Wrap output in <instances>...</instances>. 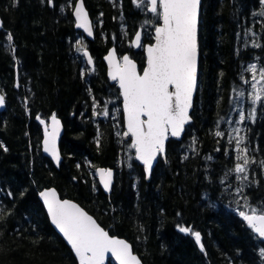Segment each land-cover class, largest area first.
Here are the masks:
<instances>
[{
  "label": "trees",
  "instance_id": "obj_1",
  "mask_svg": "<svg viewBox=\"0 0 264 264\" xmlns=\"http://www.w3.org/2000/svg\"><path fill=\"white\" fill-rule=\"evenodd\" d=\"M75 1L0 0V88L7 101L0 112V264H78L38 197L51 185L130 240L144 264H264V239L239 214L264 209V110L247 123L244 173L235 172L236 142L224 125L243 62L254 51H239L247 28L261 33L264 53V18L255 19L261 0L202 1L193 121L182 140L168 141L149 181L135 150L124 155L121 91L103 56L116 46L143 68L145 51L135 50L132 38L142 28L143 43H151L161 20L133 0H85L96 29L87 41L75 28ZM54 113L65 125L59 169L43 153L37 120ZM99 166L116 168L111 193L99 185ZM181 226L201 234L203 251Z\"/></svg>",
  "mask_w": 264,
  "mask_h": 264
},
{
  "label": "snow or ice",
  "instance_id": "obj_2",
  "mask_svg": "<svg viewBox=\"0 0 264 264\" xmlns=\"http://www.w3.org/2000/svg\"><path fill=\"white\" fill-rule=\"evenodd\" d=\"M51 2L52 0H49V3ZM133 2L137 7L147 4V11L162 21V24L155 27V43L146 48V67L142 74L138 73L137 65L129 56H123L122 63L117 61L115 50L110 51L106 59L111 69L109 72L111 79L118 81L122 90L127 125V132L124 135L132 137L131 148L135 150V158L143 163L146 172L151 173L153 161L158 154L164 152L169 134L172 137H179L184 125L190 120L189 109L192 106L197 82L200 0H133ZM261 3H264V0H261ZM75 17L76 27L83 28L91 36L92 27L82 0L75 6ZM7 38L11 41V34H7ZM133 44L135 47L143 46L140 32L135 34ZM84 54L88 55L87 52ZM87 63L92 64L90 56ZM247 71L252 73V79L255 80L256 65H249ZM259 77L264 81V68L259 70ZM255 87L253 84V88ZM260 100L259 95L254 96V102ZM3 105L4 96L0 95V106ZM107 114L105 111L104 115ZM37 119L45 125L44 151L51 153L59 161L56 139L59 135L60 121L52 114L49 131L48 124L39 116ZM244 119L241 114L240 120ZM216 135L220 136L222 133L217 132ZM242 140L241 137L236 141L237 151L241 153L237 159L243 160L242 164H236V173H244L249 163L247 149L239 147ZM97 172L104 188L109 189L111 170L98 169ZM40 196L47 206L52 223L71 245L79 264H105L106 255L109 253L119 261V264H141L127 242L111 237L78 205L61 200L54 189L43 191ZM239 214L253 232L264 239V209L251 208L250 214L244 211ZM179 231L192 233L196 242L200 244L199 232H192L191 228L183 226L179 227ZM200 247L203 251L202 244ZM260 252L264 256V249Z\"/></svg>",
  "mask_w": 264,
  "mask_h": 264
},
{
  "label": "water",
  "instance_id": "obj_3",
  "mask_svg": "<svg viewBox=\"0 0 264 264\" xmlns=\"http://www.w3.org/2000/svg\"><path fill=\"white\" fill-rule=\"evenodd\" d=\"M202 1H203V0H200V9H199V15H198V30H197V46H198V58H197V82H196V89H195V91L193 92L192 106H191V108L189 109V117H190V120L184 125V130H183V132L181 133V135H180L179 137H172V136L169 134L168 139L165 141V150H164V152H163L162 154H158L156 160L153 161V167H152V171H151V173L146 172V170H145V166L143 165V163H142L141 161H139V160L136 159L137 162L143 166V168H144V172H145V176H146V180H148V181L151 180V177H152V173H153L154 167H155V165L157 164V162H158V160H159V157H160V156H162V157H164V158L166 157V151H167L168 141H169L171 138L176 139V140H182L183 137H184V134H185V132H186L187 126L193 121L192 112H193V109H194V106H195V99H196V95H197V91H198V84H199V65H200V55H201L199 30H200V19H201L200 17H201V11H202ZM79 2H81V0H76V1H75V4H74V7H73V16H74V20H75V28H76L77 30L82 31L83 34H84V36H85L88 40H94V39H95V25H94V20H93V18H92V16H91L90 10L88 9V6H87L85 0H82V2H83V5H84V10L88 13V19H89V22H90L91 27H92V35L89 36L88 33H87L83 28H77V27H76L77 20H76V17H75V6H76V4L79 3ZM160 24H162V21H161ZM160 24H158L157 26H159ZM3 26H4V20H3L2 16L0 15V30L3 28ZM137 32H140V33H141V43H142V41H143V31H142V28H139ZM137 32H136V33H137ZM136 33H135V34H136ZM135 34H134V36H133V38H132V45H133V48H135L136 50H139V49L143 48L144 51H145V55H146V60H145V64H144L143 68L140 67L139 62H138L134 57H132L131 54H130L129 52H126V53L120 55V53L118 52L116 46H111V47L108 49V51H107V52L104 54V56H103V60H104V62H105V64H106V67H107V75H108V77H109V79H110V82H111V83H117L118 87H119V82H118V81H114V80H112L111 77H110V75H109V72H110L111 69H110V66H109V64H108V61H107V59H106V57L108 56L109 52L115 50V52H116V59H117V61H119V62H121V63H122V58H123V56H125V55L129 56V58H130V59H131L136 65H137V71H138V73L142 74L143 69L146 67V63H147V51H146V48H147L148 45H151V44H154V43H155V39H154V41H153L152 43H146V44H145L144 46H142V47H135L134 44H133V41H134V38H135ZM154 34H155V30H154ZM142 45H143V43H142ZM84 52H87V54H88L87 56L85 55L87 61H88V57H89V56L92 58V64H89V65H90L92 68L95 67V60H94V57H93V55H92L90 49H89V48H86ZM18 77H19V76H18V72H17V84H18ZM119 89H120V87H119ZM120 91H121L122 107H123V96H122V90L120 89ZM0 95H3V96H4V105H3V106H0V112H2V111H4L5 108H6L7 101H6V96H5V94H4V92H3V90H2L1 88H0ZM54 114H55V113H54ZM55 115H56V114H55ZM39 117H40V116H39ZM56 117H57V119L60 121L59 135L57 136V139H56V149H57V151H58V153H59V157H60L59 161H57V160L51 155V153H49V152H45V151H44V143H43V141H44V138H45V133H44L45 125H44V124H41L40 121H39L38 119H37V120L39 121V123H40V124L42 125V127H43V139H42V150H43V153H44L47 157H49V158L51 159V161L54 163V165L59 169V168L61 167V163H62V160H63V158H64V157H63V154H62V150H61V140H62V137H63L64 132H65V125H64L62 119H61L58 115H56ZM123 117H124V126H125V131H124V133H125V132H127V125H126V118H125V113H124V111H123ZM40 119L44 120V121L48 124L49 131H51V120H50V118H49V119H46V118H42V117H40ZM124 133H123V134H124ZM123 136H124V139H126V140L129 139V138H131V142H132V137H131V136H125V135H123ZM98 169L111 170V172H112V178H111V184H110L109 189H105L104 186H103V184L101 183V181H100V177H99L98 172H97ZM96 175H97V179H98L99 185H100V187L102 188V190H103L105 193H111V191H112V189H113V186H114L115 178H116V168H115V167H107V166H99V167L96 168ZM50 189H54V190L56 191V193H57V196H58L61 200H68V201H71L72 203L78 205V206H79L81 209H83L88 215H90L94 220H96V222H97V223H98V224H99V225H100L105 231H107L111 237H114V238H117V239H122V240H124L125 242H127V243L131 246V249H132L133 254L137 256V258L141 261V264H144V261H143L142 257L139 255L138 252H136V250L134 249V246H133V244H132V242H131L130 240H128V239L125 238V237H121V236H119V235H114V234H112V233H111L106 227H104V226L100 223V221L96 218V216L93 215L91 212H89V211H88V210H87V209H86V208H85L80 202H78L77 200L72 199V198L62 197L60 191L58 190V188H57L56 186H54V185L46 186V187L42 188V189L38 192V197H39L40 201L42 202V204H43V206H44V208H45V210H46V213H47V215H48V218H49V220H50L51 225H52L53 228L57 231V233H58V234H59V235L65 240V242L67 243V245H68V246L71 248V250L73 251L74 255H75V252H74V250L72 249V247H71V245L69 244V242L67 241V239H66V238L64 237V235L59 231V229H58V228L52 223V221H51V217H50V215H49L48 212H47V206L44 204V202H43V198L40 196V193H41V192L46 191V190H50ZM249 214H250V213H249ZM242 218H243V217H242ZM246 223H247V222H246ZM75 257H76V255H75ZM76 259H77L78 264H79V259H78V257H76ZM110 260H112L115 264H119V261H117V260L115 259V257H112L111 254L109 253V254L106 255V258H105V264H109V261H110Z\"/></svg>",
  "mask_w": 264,
  "mask_h": 264
},
{
  "label": "rangeland",
  "instance_id": "obj_4",
  "mask_svg": "<svg viewBox=\"0 0 264 264\" xmlns=\"http://www.w3.org/2000/svg\"><path fill=\"white\" fill-rule=\"evenodd\" d=\"M147 11V7H146ZM148 12V11H147ZM149 13V12H148ZM264 3L263 8L257 11V15L255 19L259 22H263L264 15ZM151 19H158L154 14L149 13ZM155 28V27H154ZM152 29V33L154 36ZM126 35V31L124 30L123 36ZM261 33L254 28L250 27L247 28L242 35H240V46L239 51H245V49L253 48L254 51L251 53V57L249 60L243 62V80L242 85L236 89L234 93V107L229 115V117L225 120L224 125L227 128L225 132L226 137L230 141H237L239 138H243L239 147L241 149L246 148V127L247 123L251 120H254L260 113L261 110H264V81L260 80L259 77V70L264 68V53H261V46H262V37ZM84 36H82L83 39ZM254 44L260 45L259 47H255ZM255 64L257 67V74L256 79H252V73L247 71L249 65ZM253 84L256 85L253 88ZM259 95L261 97L260 101L254 102V96ZM243 115L245 119L243 121L240 120V115ZM238 130V131H237ZM123 142V141H122ZM125 150L124 155L127 158H131L132 151H131V140L128 139L125 142ZM237 148V144H236ZM247 149V148H246ZM237 157L241 155L239 151H237ZM236 157V159H237ZM237 163L242 164L243 160L237 159ZM95 176L96 170H95Z\"/></svg>",
  "mask_w": 264,
  "mask_h": 264
}]
</instances>
